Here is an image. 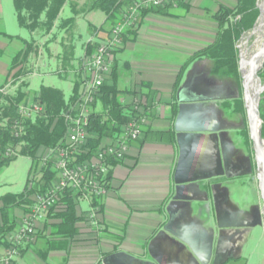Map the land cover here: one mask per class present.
Returning <instances> with one entry per match:
<instances>
[{
    "label": "crops",
    "instance_id": "1",
    "mask_svg": "<svg viewBox=\"0 0 264 264\" xmlns=\"http://www.w3.org/2000/svg\"><path fill=\"white\" fill-rule=\"evenodd\" d=\"M2 1L0 86L12 81L20 68H31L29 63L24 65L16 61L27 48V40L8 30ZM237 2L179 0L176 6L147 10L127 30L123 45L115 51L112 70L105 83L116 84L124 105L139 103L144 117L143 133L130 144L125 159L114 163L108 175V192L93 203L97 208L96 223L88 218L93 205L79 201L75 234L57 236L52 232L61 219L55 216L57 210L51 212L37 223L35 242L24 243L12 264H100L111 254H116L121 264H135L149 258V244L169 220L167 206L175 193L174 174L181 151L175 124L181 107L186 115L195 114L196 122L199 119L200 124L209 128L191 140L196 152L210 155L215 150L216 156L222 158L224 171L199 181L197 190L202 200L193 202V210L182 217L183 225L192 232L210 230L216 225V206L234 213L235 210L255 213L262 209L260 191L249 204L248 198L240 204L232 189V184L241 177H254L257 167L250 136L248 144L242 136L247 114L242 78L240 82L233 74L215 72L213 59L198 57L199 51L217 39L219 6L234 7ZM107 36L108 32L100 30L88 41L103 42ZM80 69L79 81L83 77L82 65ZM240 102L245 110L240 108ZM104 109L101 99L93 104V111L97 113ZM201 112L203 115L199 116ZM3 206L0 201V209ZM8 214L10 222L17 226L24 209L10 208ZM3 220L0 213V229L4 226ZM254 229L236 235V244L243 245L240 256L231 257L224 264L242 258L244 246ZM2 242L0 240V256L7 248ZM161 249L172 262L177 260L175 247L162 244ZM181 259L180 262L184 261L183 257Z\"/></svg>",
    "mask_w": 264,
    "mask_h": 264
},
{
    "label": "trees",
    "instance_id": "2",
    "mask_svg": "<svg viewBox=\"0 0 264 264\" xmlns=\"http://www.w3.org/2000/svg\"><path fill=\"white\" fill-rule=\"evenodd\" d=\"M133 1L135 0H85L84 2L82 0H13V4L20 26L31 33L39 31L45 35L52 32L67 3L71 5L73 16L61 20L58 28L65 29L68 33L75 27L77 15L101 11L106 16L105 21L100 27L94 25L90 27L96 36L100 30L109 33L113 25L121 20ZM257 1L238 0L234 7L220 5L216 12V18L220 23L217 39L212 45L198 52V57L205 56L215 61V72L233 74L240 82L237 44L241 37L255 25L260 14ZM151 9L154 8L145 9L142 13ZM56 38L57 35L54 34L53 39ZM71 41V45L64 41L61 42L65 53L58 56V58L63 56L65 62L68 63L73 59L75 50L74 41ZM99 43L98 39L88 41L84 48L86 52H90L93 46H98ZM68 46H70V52L66 51ZM37 52L35 41H27V48L18 55L16 61L25 65V63H29L31 54L37 55ZM259 69L260 67H258ZM32 71L29 66L20 68L12 76V81L0 86V169L10 164L18 155H24L31 159V167L24 190L19 193H7L0 197V201L4 205L0 209L4 219V226L0 229V240L4 241L2 243L6 245L5 247L10 245L7 235L16 228V224L9 220L10 208L21 207L24 209V214L27 213L34 204L36 195L45 192L58 179L57 172L53 167L54 158L48 156V151L65 144L68 130L66 116L78 98L79 80L75 81L72 94L68 99L62 89L42 85L38 95H35L33 99L44 104L45 112L32 118H25L23 131L16 136L13 124L16 120L21 119L18 113L19 105L27 103L31 99V95L27 91L28 81L21 79L27 77ZM259 75L264 79V65ZM7 85L11 86L4 90ZM99 99L104 103L105 109L101 113L95 111L91 113L90 136L84 147L86 152L79 157V161L92 159L104 138L119 132L120 125L128 119L125 109L130 106L122 103L115 83L106 82ZM240 106L245 110L243 102H240ZM260 113L263 120L262 136L264 137V92L260 102ZM8 149L11 150L9 154L7 153ZM78 203V195L72 191H67L60 197L58 205L51 212L57 210L55 216L61 221L56 223L52 234L57 236L75 234Z\"/></svg>",
    "mask_w": 264,
    "mask_h": 264
},
{
    "label": "built area",
    "instance_id": "3",
    "mask_svg": "<svg viewBox=\"0 0 264 264\" xmlns=\"http://www.w3.org/2000/svg\"><path fill=\"white\" fill-rule=\"evenodd\" d=\"M178 2L179 0L133 1L121 20L113 25L107 38L100 42L94 51L85 53L81 61L83 77L78 87V98L66 116L68 130L65 144L48 151V156L54 158L53 167L58 179L45 192L36 195L29 211L21 217L16 228L7 235L10 245L0 256V264H12L24 243L35 242L38 234L37 223L45 219L67 191L76 193L79 201H86L93 205L88 218L96 223L97 208L93 203L98 197L108 192V175L114 161L125 159L130 144L141 137L144 117L138 102L130 105L125 109L128 119L120 125L119 132L105 137L104 140H108H103L92 159L79 161V157L86 152L84 147L90 136L93 104L102 95L103 85L112 70L115 51L123 45L124 35L137 23L143 10L167 5L176 6ZM44 112V104L36 99L20 104L18 113L21 119L13 124L16 136L23 131L25 118H32ZM7 153H11V150L8 149Z\"/></svg>",
    "mask_w": 264,
    "mask_h": 264
},
{
    "label": "water",
    "instance_id": "4",
    "mask_svg": "<svg viewBox=\"0 0 264 264\" xmlns=\"http://www.w3.org/2000/svg\"><path fill=\"white\" fill-rule=\"evenodd\" d=\"M258 7L261 10L260 4H258ZM256 25L254 28H256ZM238 50L239 71L242 78L249 134L257 164V176L263 209H257L255 213H243L235 210L238 217H234V212L216 206V225H213L210 230L202 229L199 232H192L183 225L182 217L187 211L193 210V202L202 200L197 190L199 181L221 175L224 171L222 158L216 156L215 150L210 155L196 152L197 149L192 141L196 137L201 136L200 132L209 130V128L200 124L199 119L197 123L195 114L194 116L186 115L183 111L184 107H181V112L175 124L181 151L174 174L175 193L167 206L169 220L150 242L148 248L149 258L140 259L135 264H224L229 258H238L240 256L243 245L240 243L236 244V235L258 225L264 226V181L260 177V163L262 162L264 166V138L261 132L263 121L260 113L264 82H261L257 72L260 87L254 95L252 105L249 106L247 99L250 96V92L248 81L243 73L242 49L238 46ZM258 56L262 58L261 68L264 63V46L252 58L255 60ZM202 115L203 113L201 112L199 116ZM252 116L260 119L259 130L253 125ZM189 139L190 141L192 140L193 144H189ZM162 244L176 248L178 257L176 261L172 262L164 254L161 249ZM232 250L235 251L233 254L231 253ZM181 257L184 258L182 262H180L182 260ZM100 264H121V262L116 254H111L104 257Z\"/></svg>",
    "mask_w": 264,
    "mask_h": 264
},
{
    "label": "rangeland",
    "instance_id": "5",
    "mask_svg": "<svg viewBox=\"0 0 264 264\" xmlns=\"http://www.w3.org/2000/svg\"><path fill=\"white\" fill-rule=\"evenodd\" d=\"M84 1L85 0L82 2ZM261 1L262 0L257 1V6ZM2 6L4 11V21L8 30L13 34H20L24 40H34L38 49L37 55L32 53L30 56L29 65L33 71L25 78V80L28 81L27 91L31 95L30 98H33L38 94L42 85H46L62 88L65 97L68 99L72 94L75 81L79 79L81 74V57L85 52L84 45L88 39L94 37L93 30L90 27L91 25L98 26L105 17V14L101 11H92L86 14L77 15L75 27L68 33L65 29L58 28L61 20L73 16L71 5L67 3L63 7L52 32L45 35L39 31L31 33L27 29L21 28L15 14L13 0H3ZM259 11L261 14L260 8ZM259 16L256 22L259 21ZM256 22L255 24L258 23ZM254 30L255 28L253 27L241 37L238 42L240 49L243 50L248 48V51L250 52L254 50L255 39H257V36L253 33ZM54 34L57 35L56 39H53ZM73 35L74 37H72ZM71 40L74 41L73 44H75V50L73 59L68 63L67 61L65 62L63 56L61 58H58V56L59 54L63 55L65 53V48H63L61 42L64 41L71 45ZM66 51L70 52V46H68ZM262 68L263 66L258 70V75ZM260 80L262 83L264 82V79L261 77ZM10 86L11 85H9L8 88ZM245 120L246 128L242 132V136L247 143L249 140L248 137L250 136L247 114L245 115ZM250 145L253 148L252 141ZM253 157L255 161L254 152ZM255 166H257L256 161ZM30 167L31 159L24 155H18L10 164L1 168L0 197L7 193L22 192L26 186ZM255 176L251 177L250 175H245L232 184V189L235 190L234 198L236 201H240V204L245 199L247 200V198L249 204L252 198L256 199L258 197L257 192L259 191V185L257 184V180L259 183V179L257 176V167ZM227 264H264V226H256L250 234L249 239L244 246L242 258L237 261L230 260Z\"/></svg>",
    "mask_w": 264,
    "mask_h": 264
},
{
    "label": "bare ground",
    "instance_id": "6",
    "mask_svg": "<svg viewBox=\"0 0 264 264\" xmlns=\"http://www.w3.org/2000/svg\"><path fill=\"white\" fill-rule=\"evenodd\" d=\"M260 7H261V16L253 32L257 36V39H255L256 41L254 44V50L252 49L253 50V51L251 50L252 52L248 51V48L242 50L243 73L248 81V89L250 92V96L247 99V104L249 106L252 105L254 95L260 87V81L257 78V72H258V67L261 66L262 58L261 56H258L254 60L252 57L255 56L260 51V49L264 46V0L261 1ZM252 122H253V125L259 130L260 129V119L257 118L256 116H252ZM260 167H261L260 177L262 181H264V166L262 162L260 163Z\"/></svg>",
    "mask_w": 264,
    "mask_h": 264
},
{
    "label": "flooded vegetation",
    "instance_id": "7",
    "mask_svg": "<svg viewBox=\"0 0 264 264\" xmlns=\"http://www.w3.org/2000/svg\"><path fill=\"white\" fill-rule=\"evenodd\" d=\"M260 201H261V205H262V207H263V201H262V199H260ZM262 207H261V208H262ZM262 209H263V208H262Z\"/></svg>",
    "mask_w": 264,
    "mask_h": 264
}]
</instances>
